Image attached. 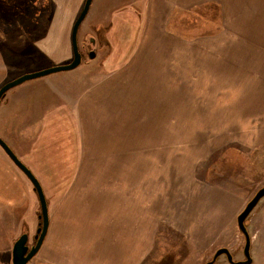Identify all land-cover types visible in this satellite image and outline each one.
Segmentation results:
<instances>
[{"label":"crops","instance_id":"0c3cea01","mask_svg":"<svg viewBox=\"0 0 264 264\" xmlns=\"http://www.w3.org/2000/svg\"><path fill=\"white\" fill-rule=\"evenodd\" d=\"M50 1L53 7L56 4L54 15L50 16V9L46 21L41 23L36 48L45 56L54 57L56 63H68L73 57L72 28L86 0ZM142 7L145 9L142 29L136 37L127 38L135 39L128 60L101 74H85L82 77L89 82L77 87L79 90L47 82L57 88L52 99L61 101L60 110L66 108L70 113L77 154L71 186L57 198L55 213H50L48 233L37 254L40 264L153 263L150 256L162 222L161 201L157 198L160 194L153 188L150 194V188H146L149 179L155 180L146 177V173L147 169L160 165L155 163L160 157V138L171 134L162 132L161 120L178 118L177 112L171 111L176 105L178 82L200 88L201 97L220 96L216 102L201 99L195 113L206 115L199 118L208 119L207 114L215 111L222 115L212 118L261 120L263 123L256 125V135L264 137V0H144ZM201 7H211L210 13L215 17L211 21L214 31L210 34H197L203 30V24L209 27L210 21L206 13L194 12ZM3 8L9 14H4ZM176 11L185 12L181 18L183 29L170 30ZM31 13L32 0H0V44L9 49L6 52L13 58L24 56L28 50L29 55L33 53ZM14 18H20V22L6 21ZM50 20L52 29L47 28L41 36ZM195 24L197 30H193ZM2 69L0 87L13 80L11 74L21 71L7 64H2ZM28 88L6 97L5 110L16 113L17 118L19 109L14 110L20 106L24 109L30 99ZM71 89L80 94L70 96ZM223 92L231 100H226ZM196 102L188 99L185 112H192ZM163 108L168 113L162 115ZM138 120L143 124L148 121V127H136ZM5 135L11 149L18 151L22 156L18 158L24 162L31 151L27 140H21L13 129ZM260 140L254 147L264 152V138L263 142ZM245 151L253 152L252 148ZM0 165L6 167L8 174L12 173L8 163L0 160ZM30 165L27 167L32 172L38 169L33 161ZM25 210L0 205V264H13L15 239L27 222ZM219 210L217 206V213ZM200 215L206 218L208 212L202 210ZM221 221L224 230L223 216ZM250 223L254 225L253 221ZM179 230L190 241V258L209 250L207 243L191 241L193 233L189 235V229ZM192 231L190 228L189 232ZM254 238L255 234L252 241Z\"/></svg>","mask_w":264,"mask_h":264},{"label":"rangeland","instance_id":"374dc122","mask_svg":"<svg viewBox=\"0 0 264 264\" xmlns=\"http://www.w3.org/2000/svg\"><path fill=\"white\" fill-rule=\"evenodd\" d=\"M143 1L136 0L135 3H132L129 0H93L88 15L78 31L79 49L80 45L89 46L88 40L94 41L90 49L88 47L84 51L80 49L83 55L81 65L71 71L58 72L26 81L7 91L2 98L0 103V137L12 146L5 134L13 129L18 132L21 140H27V146L31 151L27 161L23 162V159L21 161L29 167L33 161L34 165L38 167V169H33V173L44 189L49 218L50 213L54 214L56 211L57 198L69 189L73 181L77 141L70 113L66 108L63 111L60 110L62 107L58 106V103L61 101L55 102L56 99H52L57 88H52L47 82L51 80L56 82L55 86L59 85L65 89L76 87V90H79L77 87L89 82L82 77L85 74H101L128 60L135 48V39L127 38L128 35L136 37L142 29L145 10L142 7ZM55 7L50 0H32L33 53L29 55L30 50H28L24 56L13 58L12 54L6 52L9 49L0 44L1 76L4 71L2 64L20 68V72L10 75L14 81L24 75L66 65L72 61L73 57L68 63H56L53 61L54 57L45 56L36 48V37L41 31V23L46 21L50 9V16L52 13L54 15L53 8ZM2 12L9 14L5 8L2 9ZM194 12L197 14L198 12L206 13V17L210 20L209 27L203 24V30L197 34L212 33L214 27L211 21L215 17L210 13L211 7H201ZM195 13L193 14L195 15ZM184 14L183 11H176L170 21V30L183 29L181 18ZM202 19L206 20L204 16ZM28 20L27 15V23ZM6 21L17 23L20 22V18ZM0 26L2 27V25ZM52 27L53 24L50 20V23L43 27V32L40 35H45L47 28L51 30ZM197 29L198 25L195 24L193 30ZM126 33H128L127 36ZM185 83L178 82L176 105L171 110L177 112L178 118L170 121L161 120L162 132L171 134L162 135L160 138V157L156 158L157 161L155 160V163H160V165L147 169L149 173H146V177L155 178L154 181L149 179L150 184L146 185V188L147 186L150 188V194H152V188L156 194H160L157 198L161 201L160 218L162 220L150 256V258L153 256L154 261L150 264H206L221 248L229 249L234 261L244 262L246 238L239 229L238 216L256 192L264 187V152L258 151L254 147L257 145L258 139L262 141L264 138L256 135V125H261L263 121L256 119L235 120L227 117L212 118L222 115L215 114V111L214 113L210 111L207 114L210 118L201 119L198 116L206 114L195 113V109L200 108L201 99L216 102L220 96L201 97L200 88ZM24 88H28L30 99L24 109H20V106L14 110L19 109L17 118L16 113L12 114L8 109L5 110V104L8 103L6 97ZM73 90H70V96L74 97L80 94ZM220 90L225 91L226 89ZM222 96L226 100H231V96L227 92H223ZM190 98L198 103H194V110L187 113L185 112V103ZM4 99L6 100L4 101ZM164 103L166 102L162 100V104ZM213 105L209 106L213 107ZM59 110L62 112L56 114ZM161 113L162 115L168 113V109L163 108ZM187 116H197V118H184ZM148 123V121H144L143 124L138 120L136 127L146 129ZM154 124L156 127V121ZM1 130L4 133H1ZM251 148L253 152L248 154L245 150ZM173 149L175 150L173 151ZM13 150L17 157L22 158L18 151L14 148ZM0 160L8 163L12 171L10 175L7 173L6 167L2 168L0 165V205L3 207L9 205L21 210L26 209L24 214L27 222L15 241L21 235H27L29 237L27 245L33 247L34 237L41 222L39 220L41 207L37 193L31 182L13 166L14 164L1 148ZM36 166L34 167L36 168ZM29 197L30 204L28 205ZM217 206L220 207L219 213H217ZM221 207H223L222 212ZM202 210L203 213L208 212L206 218L200 215ZM222 216L224 230H221ZM251 221L254 225L250 223ZM190 228L194 232H189ZM179 229H189L188 234L193 233L191 241H203L210 246L209 250L194 256V259L190 258V246H188L190 241H188L187 235ZM246 229L251 238L250 254L251 259L253 258L251 264H264V197L246 219ZM254 234L255 238L252 241ZM7 258L10 260V254ZM29 264H40L37 255ZM214 264L230 263L226 256L222 255Z\"/></svg>","mask_w":264,"mask_h":264},{"label":"water","instance_id":"95a60500","mask_svg":"<svg viewBox=\"0 0 264 264\" xmlns=\"http://www.w3.org/2000/svg\"><path fill=\"white\" fill-rule=\"evenodd\" d=\"M93 0H86L84 6L77 17L71 32V43H72V51H73V59L70 63L66 65L52 67L50 69L40 71L33 74L24 75L12 82H9L3 85L0 88V103L2 102V97L9 91L10 89L26 82L29 80L41 78L50 74L63 72V71H71L79 67L83 61V56L79 49L78 43V31L79 28L88 15L90 10L91 4ZM93 57V54H91ZM0 147L5 152V154L9 157V159L14 163V165L27 177V179L33 185L34 191L37 193L40 207H41V215L39 216L40 227L37 229V234L35 235L36 243L33 247H29L27 245L29 237L27 235H22L15 243L12 251V260L13 264H29L32 259L38 254L40 251L43 242L46 238L49 229V208L46 199V195L44 189L38 180V178L34 175V173L16 156L10 146L0 137ZM264 197V187L259 189L254 197L247 203L244 210L238 216V226L240 231L245 234L246 238V245H245V256L247 260L245 262H234L230 250L227 248L219 249L214 257L213 260L206 264H214L218 257L225 255L228 257V261L230 264H251L252 259L250 258V245H251V238L246 229V219L252 213V211L256 208L260 200Z\"/></svg>","mask_w":264,"mask_h":264},{"label":"flooded vegetation","instance_id":"af4514ba","mask_svg":"<svg viewBox=\"0 0 264 264\" xmlns=\"http://www.w3.org/2000/svg\"><path fill=\"white\" fill-rule=\"evenodd\" d=\"M88 43H89V46H87L89 49H90V47L92 46V43H94V41L92 40V39H90V40H88ZM86 47V45L84 46V45H80V49H82L83 51H84V49H86L87 48ZM85 53V52H84ZM91 53V51L89 52V54ZM83 56V55H82ZM34 242H36V239H35V237H34ZM34 242H33V246L35 245L34 244ZM30 247V246H29ZM31 248V247H30ZM231 253V252H230ZM232 255V254H231ZM214 257V256H213ZM244 257H245V261L247 260V258H246V256H245V250H244ZM226 258H227V260H228V257L226 256ZM232 258H233V256H232ZM250 258H251V256H250ZM218 259V258H217ZM213 260V259H212ZM244 261V262H245ZM234 262H236V261H234Z\"/></svg>","mask_w":264,"mask_h":264},{"label":"trees","instance_id":"16d2710c","mask_svg":"<svg viewBox=\"0 0 264 264\" xmlns=\"http://www.w3.org/2000/svg\"><path fill=\"white\" fill-rule=\"evenodd\" d=\"M5 95H6V94H5ZM5 95H4V96H5ZM4 96H3V97H4ZM3 97H2V98H3ZM33 189H34V188H33ZM35 243H36V242H34V244H35ZM161 264H167V263H161Z\"/></svg>","mask_w":264,"mask_h":264}]
</instances>
